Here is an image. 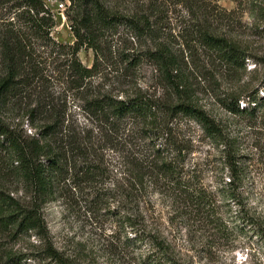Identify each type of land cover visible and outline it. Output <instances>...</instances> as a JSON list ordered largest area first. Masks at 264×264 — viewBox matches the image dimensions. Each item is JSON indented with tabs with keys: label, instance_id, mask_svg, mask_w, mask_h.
<instances>
[{
	"label": "trees",
	"instance_id": "16d2710c",
	"mask_svg": "<svg viewBox=\"0 0 264 264\" xmlns=\"http://www.w3.org/2000/svg\"><path fill=\"white\" fill-rule=\"evenodd\" d=\"M61 1L68 2L64 14L74 37L72 45L53 39L57 21L44 0H0V232L32 231L43 239L46 255L64 264L48 240L44 205L60 194L72 199L71 191L76 192L84 184L91 196L86 203L97 210L104 209V200L119 195L124 204L135 205L139 211L140 189L144 178L150 175L156 181L163 179L172 184V197L179 201L180 213L214 216L206 189L184 178L189 173L180 165L189 152L190 140H179L173 135L176 116L188 117L198 124L205 137L221 146L227 181L219 190L220 196L238 207V218L248 217L243 205L245 177L239 156L240 137L231 134L224 124L226 120L212 117L194 99L202 78L215 81L214 85L220 87L222 82L217 76L229 82L235 80L246 71L247 60L264 68V55L253 54L252 48L232 31L213 28L210 19H215L218 11L208 8V0H148L132 12L111 6L110 0ZM231 1L239 8L251 7L258 18L264 17L261 0L258 4L250 0ZM183 4L192 10L193 18L201 15L203 19V25L185 31L184 38L193 37L185 44L191 63L184 56L186 49H175L160 28L163 20L170 19V6ZM214 8L221 12L219 19L227 21V26L236 18L240 20L234 10ZM181 34L179 37L183 38ZM192 44L199 45L200 56L204 57L198 66L192 60L191 52L197 51L190 49ZM82 50L93 53L89 68L78 58ZM146 63L155 66L167 96L165 105L147 97L141 89L132 90L130 86L132 91L114 92L107 84L136 83L138 70ZM54 76L64 92L81 103L84 114L95 123L93 128L80 132L69 114L67 97L61 98L62 94L56 95L51 88ZM217 92L216 106L230 116L257 118L264 109V95L258 96V91L246 96L245 106L241 105L242 95L228 89ZM10 107L23 111L24 120L15 127L3 118ZM24 124L35 134L27 135L21 129ZM140 138L143 142L151 139L144 143V152L139 150L143 144L135 142ZM159 140V144L154 143ZM106 150H121L123 175L119 181L111 179L112 171L105 166ZM67 180L71 181V189H67ZM10 181L26 189L27 202L14 198V192L5 189L12 184ZM140 221L138 227L142 225ZM132 223L136 222L129 216L122 224L131 228L136 241L144 242L148 236L149 254L173 253L170 246L164 247L156 232L135 230ZM6 259L13 262V258ZM149 263L159 264L156 258Z\"/></svg>",
	"mask_w": 264,
	"mask_h": 264
},
{
	"label": "rangeland",
	"instance_id": "374dc122",
	"mask_svg": "<svg viewBox=\"0 0 264 264\" xmlns=\"http://www.w3.org/2000/svg\"><path fill=\"white\" fill-rule=\"evenodd\" d=\"M44 1L57 21L52 32L53 39L64 45H72L74 37L64 14L68 2ZM110 1L111 6L118 7L124 12H132L141 6L142 1L148 0ZM250 2L258 4L259 1L250 0ZM260 2L263 3L264 0ZM207 4L211 11H218L214 14L215 19L209 18L213 23V28L232 31L239 40L252 48L253 54L264 55V17L258 18L251 7L239 8L231 0H208ZM216 6L226 12L236 11L235 17H240V20L236 18L230 26H227L229 25L227 21L219 19L218 14L221 12L214 8ZM191 12L192 10L188 9L185 4L183 6L171 5L168 11L170 19L163 20L160 26L162 33L168 37L175 49L179 47L186 49L184 56L190 60V63L189 50L185 44L193 37L184 38L185 31L196 25H203L201 15L193 18ZM182 32L183 38L179 37ZM191 48L197 50L192 51L191 55L194 56L192 57L193 62H196L198 66L204 57L200 56L198 44L190 45ZM78 58L84 66L88 68L92 66L93 53L90 50L80 51ZM245 69L246 71L243 72L240 70V76L231 82L217 76L222 82L220 87L214 85L215 81L209 82L202 78V83L196 88L194 100L212 117L226 120L224 124L231 134L240 137L239 156L242 159L241 166L245 177L243 205L245 211L249 213L248 217L238 218V207L220 196L219 190H222L224 182L227 181V171L222 165L221 146L218 147L211 139L205 137L194 121L188 117L176 116L173 122L177 124V127L173 135L179 140L182 138L186 142L190 140L187 143L189 152H186L180 165L185 173H189L184 178L186 182L197 183L198 187L206 189L210 195L211 204L214 206V216L207 214L206 216L210 217H204L198 213L197 215L180 213L178 209L180 203L172 197V184L163 179L156 181L151 175L144 178L142 189H140L142 196L139 211L135 205L124 204L119 195L113 196L114 199L104 200V209L97 210L86 203V200L89 201L91 198L90 192L85 190L84 184H81L76 192L71 191L72 199L60 194L54 201L46 203L42 209L49 233L48 240L62 257L64 264H150V260L154 258L159 264H264V109L258 112L257 118L233 117L216 106L215 98L217 90L228 89L237 95H242L241 98L244 100L241 105L245 106L244 102H247L246 96L249 93L258 91L257 95L263 96L264 68L247 60ZM135 80L136 83L133 81L134 84L131 83V85L129 83L120 86L112 82L107 84L112 86L111 90L114 92L141 89L147 97L158 99L163 105L166 104L167 96L153 64H143ZM51 88L56 95L62 94L61 98L67 97L69 114L80 132L93 128L95 123L84 114L80 108L81 103L72 98L71 94L64 92L56 76L52 79ZM170 99L173 98L170 97ZM22 113L23 111L18 110L17 107H10L4 113L3 118L7 124L15 127L24 120ZM21 129L27 135L35 134V131L26 124ZM150 140L146 139L144 142L141 138L135 140L137 144H143L140 149L139 145L136 146L135 151L139 149L144 152L147 149L144 143H150ZM160 142L161 140L154 143L159 144ZM147 152L149 151L145 153ZM105 153V166L112 171L111 179L121 180L123 175L119 159L122 154L121 150H106ZM65 182L67 189H71V181ZM5 189L13 191L14 198L21 202H27L29 199L26 197V189L16 181L11 185H6ZM129 216L136 222L132 223L135 230L144 228L146 234L156 232L158 238L164 241V247L170 246L173 253L149 254L150 245H146L148 236L145 235L147 237H144V242L136 241L131 228L122 224ZM141 217L144 220L140 221ZM220 217L221 220L218 221ZM139 221L142 223L141 227L137 226ZM215 224L218 228H215ZM7 256L13 258V262H8ZM0 264L61 263L53 261L46 255L43 239L38 238L31 231L17 234L0 232Z\"/></svg>",
	"mask_w": 264,
	"mask_h": 264
}]
</instances>
